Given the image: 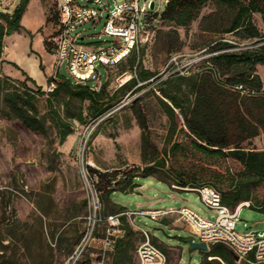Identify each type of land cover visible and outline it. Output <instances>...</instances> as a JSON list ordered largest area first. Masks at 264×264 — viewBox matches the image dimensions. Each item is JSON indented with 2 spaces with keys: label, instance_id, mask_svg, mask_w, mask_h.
Listing matches in <instances>:
<instances>
[{
  "label": "rangeland",
  "instance_id": "1",
  "mask_svg": "<svg viewBox=\"0 0 264 264\" xmlns=\"http://www.w3.org/2000/svg\"><path fill=\"white\" fill-rule=\"evenodd\" d=\"M19 1H0V12L12 14ZM103 1L107 10L113 8L114 0ZM141 1L154 3V10L150 12L148 22L151 24L152 33L153 30L156 32L154 37L151 34L148 42L139 45L135 51L136 61L140 60L143 68L154 75L149 81L151 85L140 91L135 90L140 85H134L119 94L110 111L97 121H89L84 125L72 122L73 133L62 144H59L54 132H50L45 140L24 130L17 123L0 118V236L5 237L9 231H13L14 241L10 242L8 238H4L3 245L9 243L10 248L6 250V254L15 253L16 264H67L81 244L84 248L79 256L80 263L88 261L90 264H112L113 249L106 247L104 241L110 238L108 233L113 230L107 219L112 215L110 212L115 209V204L127 211L184 207L208 221L214 218L198 200L197 194L193 192L195 189L189 187L180 188L173 184L166 186L154 178L140 179L136 181L139 186L134 190L135 193L115 192L111 200L107 201L103 200L99 193H94L88 180L85 167L102 172L121 171L132 167L142 168L145 162L162 158L164 150L169 148L166 140L168 122L155 96L148 90L171 74H185L198 67L209 57L205 53L206 49L220 38L217 29L220 30L221 27H211L214 29L211 32L202 30L208 27L210 21L203 23L201 18L215 10L212 4H207L198 19L187 28L178 29L176 40L174 35L168 34L170 27L158 24L156 17L164 10L166 0ZM36 6L41 10V15ZM29 12L34 19L41 20L40 27L32 34L25 29L18 32L27 36L25 39L14 38V48L9 43L6 44V59L17 64L28 63L25 55L26 51L31 49L35 62L40 58L39 66H42V70L40 67L39 70L48 74L52 64L55 66L48 43L56 25L54 0H32ZM252 20L264 35L260 16L253 15ZM104 24L105 16L97 24L91 22L78 28L83 37L81 44L89 47L108 45L105 42H110L111 38L102 35ZM223 38L234 45L233 51L263 45L261 39L248 41L240 39L236 34H228ZM1 59H4L3 55ZM129 66L126 60L121 67L105 71L100 69L101 86L108 78L107 91L117 90L119 87L116 81L122 73L121 69H127ZM10 68L1 63L0 77H8L20 90L22 83L32 91L40 87L43 92L48 93L49 89L53 88L47 83L37 84V77L34 78L35 85L25 81L21 74L19 79H13L7 75L18 74ZM56 72L54 68L53 77ZM256 72L264 91V67L258 66ZM59 74L68 78L65 65H61ZM31 75H34L32 71ZM155 95L157 96V93ZM36 106L40 114H45L46 97L39 98ZM135 111H140L144 119V135L149 143L144 151L141 143L142 130ZM242 147L264 150V135ZM167 161L168 166L169 160ZM171 163L174 169L182 167L192 172L200 167L196 157L183 159L179 156L172 159ZM216 167L225 175H235L240 169L239 165L230 159L220 160ZM256 194L261 198L264 195V187L258 188ZM125 217L132 229L137 231L135 227H138L150 234L151 240L154 239L153 244L164 253L166 264L203 263V253L206 252L190 248L189 240L197 242V239L190 226L178 216H167L156 221L143 216ZM235 230L239 234H264V216L254 209L242 208ZM123 233L116 229L114 238L122 236ZM23 235L27 238L24 247L20 242ZM133 242L136 249L142 242L139 233L137 240L133 239ZM71 247L73 250L69 253ZM129 254L133 264H138L135 250ZM221 262L216 259L214 264Z\"/></svg>",
  "mask_w": 264,
  "mask_h": 264
},
{
  "label": "trees",
  "instance_id": "2",
  "mask_svg": "<svg viewBox=\"0 0 264 264\" xmlns=\"http://www.w3.org/2000/svg\"><path fill=\"white\" fill-rule=\"evenodd\" d=\"M28 2L20 0L12 14L0 12V64L5 62L1 59L4 38L24 30L20 21ZM207 4H212L215 10L201 18L203 23L210 21L208 27L202 30L211 32L214 31L211 27H221L217 29L220 38L205 51L209 57L198 67L185 74H171L148 90L155 96L167 119L166 140L169 148L164 150L162 158L145 162L142 168L102 172L85 167L91 188L103 200H111L115 192L132 194L139 186L136 181L154 178L166 186L173 184L192 189L210 187L220 195L224 206L233 209L243 202H250L249 208L264 216V195L259 198L256 194L258 188L264 187V150L242 147L264 135V91L256 72L258 66L264 67V35L252 20L253 15H259L264 26V0H167L164 10L156 15L158 24L170 27L168 34L178 40L177 30L187 28L196 21ZM155 32L153 30L152 37ZM228 34H236L248 41L261 39L263 45L233 51L234 45L223 38ZM126 60L130 66L122 68L121 74L131 73L135 77L112 92L107 91L108 78L96 92L90 90L88 85H73L68 78L56 73V79L53 76L46 78L47 85L52 84L54 88L45 93L40 87L32 91L23 83L20 90L8 77H0V118L17 123L45 140L50 132H54L59 144H62L73 133L72 122L84 125L97 121L110 111L119 94L134 85H140L136 91L151 85L149 81L154 75L143 68L140 60L136 61L135 51L113 67H121ZM7 64L20 71L25 81L35 85L14 63ZM39 67L42 70V66ZM44 96L47 112L40 114L36 102ZM135 115L142 130L144 151L149 144L144 135V119L140 111H135ZM179 156L183 159L196 157L200 163L199 169L193 172L182 167L174 169L171 160ZM222 159H230L239 165L240 169L235 175H225L219 171L216 163ZM115 206L108 217L121 215L118 229L124 233L115 237L112 264H133L129 253L134 250L136 253L138 247L135 249L133 239L137 240L138 233L141 241L143 237L128 225L126 217L122 215L125 208ZM4 236H0V264H16L15 253L6 254L9 243L3 245L4 238L14 241L13 231ZM20 242L23 247L26 246L25 235ZM72 250L71 247L69 253ZM203 257L201 264H214L216 259L224 264H235L229 251L220 245L211 247L203 253ZM207 258L212 260L208 261ZM77 264L90 263H80L78 260Z\"/></svg>",
  "mask_w": 264,
  "mask_h": 264
},
{
  "label": "built area",
  "instance_id": "3",
  "mask_svg": "<svg viewBox=\"0 0 264 264\" xmlns=\"http://www.w3.org/2000/svg\"><path fill=\"white\" fill-rule=\"evenodd\" d=\"M151 1L114 0L111 10L103 0H54L56 25L49 36L48 43L54 56L56 73L61 65H65L68 79L73 85L89 86L90 90L98 91L101 87V71L113 67L124 60L139 45L148 42L152 34L148 18ZM167 0L165 1V5ZM105 16L102 35L111 38L108 45L89 47L81 44L82 34L78 28L89 24H97ZM135 77L131 73H123L116 81L121 87ZM106 79L104 80V82ZM54 88V85L50 84ZM49 89L48 92L52 91ZM240 90L241 87H238ZM198 200L214 216L208 221L187 208L169 210H140L130 211L122 215L127 217L143 216L156 221L167 216H178L180 220L190 226L197 243L205 244L208 249L216 245L226 248L231 257L235 256L241 264L247 261L250 254L252 264H264V234L250 232L239 234L236 226L242 208H249L250 202H243L231 209L221 203L220 195L210 187H202L193 191ZM119 216L108 217L113 230L108 233L110 238L104 245L113 249L114 234L120 222ZM93 230V229H92ZM90 232V235L92 233ZM143 240L136 249L138 264H166L164 253L151 242V236L143 229H139ZM193 240V239H192ZM194 242V241H193ZM84 245H79L67 264H77ZM233 259V258H232ZM212 260V258H207ZM221 264H224L221 262Z\"/></svg>",
  "mask_w": 264,
  "mask_h": 264
},
{
  "label": "crops",
  "instance_id": "4",
  "mask_svg": "<svg viewBox=\"0 0 264 264\" xmlns=\"http://www.w3.org/2000/svg\"><path fill=\"white\" fill-rule=\"evenodd\" d=\"M31 2H32V0H29V2H28V5H27V8H26V10H25V12H24V14H23V16H22V18H21V21H20V25H21V27L23 28V29H25L26 31H28L30 34H32V32L33 31H35V29H38L39 27H40V22H41V20H36V19H34V17H33V15H30V12H29V9H30V4H31ZM37 7V10H39V13H40V15H41V10L39 9V7L38 6H36ZM29 29H32V30H29ZM25 36H27L26 34H21V33H14V34H12L11 36H8V37H5L4 38V43H3V46H4V48H3V56H4V63H3V65H8V66H10L11 68V70L13 71V70H15L16 71V74H18V75H15V76H11V75H7V76H9V77H11V78H13V79H19L20 78V71H18V70H16L14 67H12L11 65H9V64H7V63H14L19 69H21L24 73H26V74H28V76L33 80V81H35L34 80V78L35 77H37L38 79H39V81H35L37 84H40V85H42V84H45L46 83V78H48V77H52L53 76V74H54V65L52 64V67L50 68V72L48 73V74H43V72H41L40 70H39V64H40V58H37V61L35 62V60H34V53H33V51L31 50V49H28L27 51H26V58H27V62L28 63H24V64H17V63H15V62H12L11 60H7L6 59V55H5V51H6V44L7 43H9V45L11 46V47H15L14 45H15V41L13 40L14 38H21V37H23L24 39H25ZM12 48V49H13ZM32 51V52H31ZM30 61H32V62H30ZM29 63L31 64V65H29ZM33 66V67H32ZM31 67V68H30ZM33 68V69H32ZM31 71L33 72V74L34 75H31ZM19 76V77H18ZM136 191H134L133 193H135ZM188 193V192H187ZM149 211H154V210H149ZM126 212H130V211H127V210H125V213ZM137 230H139V228L138 227H135ZM135 255H136V253H135ZM136 260H137V258H136ZM252 261H253V256H252V254H250L249 255V257H248V259H247V261H244L243 263H241V264H252Z\"/></svg>",
  "mask_w": 264,
  "mask_h": 264
},
{
  "label": "water",
  "instance_id": "5",
  "mask_svg": "<svg viewBox=\"0 0 264 264\" xmlns=\"http://www.w3.org/2000/svg\"><path fill=\"white\" fill-rule=\"evenodd\" d=\"M0 1H3V0H0ZM149 10L150 11H153L154 10V3L153 2L150 3ZM189 244H190V248L191 249H197V250H199L201 252H208L209 251L208 247L205 244L193 242L192 239L189 240ZM232 258H233L234 261H236V262L238 261V258L237 257L232 256Z\"/></svg>",
  "mask_w": 264,
  "mask_h": 264
}]
</instances>
